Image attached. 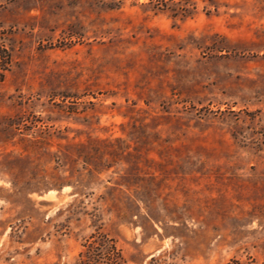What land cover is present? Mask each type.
<instances>
[{"label":"rangeland","instance_id":"374dc122","mask_svg":"<svg viewBox=\"0 0 264 264\" xmlns=\"http://www.w3.org/2000/svg\"><path fill=\"white\" fill-rule=\"evenodd\" d=\"M0 264H264V0H0Z\"/></svg>","mask_w":264,"mask_h":264},{"label":"trees","instance_id":"16d2710c","mask_svg":"<svg viewBox=\"0 0 264 264\" xmlns=\"http://www.w3.org/2000/svg\"><path fill=\"white\" fill-rule=\"evenodd\" d=\"M10 63V56L8 54L7 48L4 45H0V81L3 74L7 70Z\"/></svg>","mask_w":264,"mask_h":264}]
</instances>
